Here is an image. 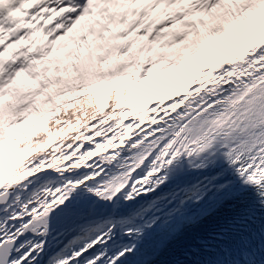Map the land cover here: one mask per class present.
<instances>
[{
  "label": "snow or ice",
  "instance_id": "obj_1",
  "mask_svg": "<svg viewBox=\"0 0 264 264\" xmlns=\"http://www.w3.org/2000/svg\"><path fill=\"white\" fill-rule=\"evenodd\" d=\"M0 264H264V0H0Z\"/></svg>",
  "mask_w": 264,
  "mask_h": 264
},
{
  "label": "rangeland",
  "instance_id": "obj_2",
  "mask_svg": "<svg viewBox=\"0 0 264 264\" xmlns=\"http://www.w3.org/2000/svg\"><path fill=\"white\" fill-rule=\"evenodd\" d=\"M27 6V5H26ZM53 16H55V14H53ZM54 19L52 18H45V20L43 21V23L46 25V26H51L53 23H54Z\"/></svg>",
  "mask_w": 264,
  "mask_h": 264
},
{
  "label": "trees",
  "instance_id": "obj_3",
  "mask_svg": "<svg viewBox=\"0 0 264 264\" xmlns=\"http://www.w3.org/2000/svg\"><path fill=\"white\" fill-rule=\"evenodd\" d=\"M70 110V109H69Z\"/></svg>",
  "mask_w": 264,
  "mask_h": 264
}]
</instances>
